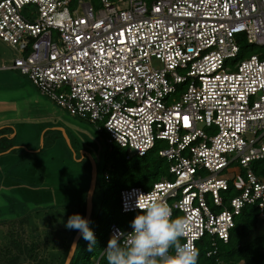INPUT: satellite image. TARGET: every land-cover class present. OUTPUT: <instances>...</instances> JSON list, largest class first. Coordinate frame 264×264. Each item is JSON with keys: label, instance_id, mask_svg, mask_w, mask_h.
Masks as SVG:
<instances>
[{"label": "built area", "instance_id": "1", "mask_svg": "<svg viewBox=\"0 0 264 264\" xmlns=\"http://www.w3.org/2000/svg\"><path fill=\"white\" fill-rule=\"evenodd\" d=\"M241 40L264 49V0H0V42L15 53L3 69L128 157L157 149L169 164L172 179L119 191L126 221L109 238L133 231L141 194L185 218L181 243L195 247L226 243L245 206L264 221L252 170L264 161V53L237 60Z\"/></svg>", "mask_w": 264, "mask_h": 264}, {"label": "rangeland", "instance_id": "2", "mask_svg": "<svg viewBox=\"0 0 264 264\" xmlns=\"http://www.w3.org/2000/svg\"><path fill=\"white\" fill-rule=\"evenodd\" d=\"M86 1L91 2V0ZM23 13L27 15L30 14V11L23 10ZM243 45L249 46L244 40H241L240 47ZM252 47L255 48V52H251L253 55L258 52L264 53V49ZM13 53L5 44H0V55L3 58H11L15 55ZM251 53L248 55L246 53L244 57H241L240 53L237 60L247 58ZM24 78L33 87L30 81L26 77ZM30 91L32 96L38 95V99L41 100V94L36 88H32ZM43 100L53 104L59 110L58 114L61 120L59 122L62 127H57L59 131H55L54 136L58 143L63 144L69 156L67 154L60 155L57 143L52 145L47 142L44 149L38 153L39 160L45 161L44 165H38V176L36 170L33 174V178H35L32 181L22 179L20 182H10L11 185L19 186L12 192L7 189H0V248L9 247L10 244V247L15 249L17 244L13 242L23 241L17 247L26 248L24 253L21 255L11 253L13 257L17 256V259L21 256L22 261L19 260L21 262L34 254V251L29 253L30 248L34 250L38 242L45 244L47 248L54 246L56 250L51 251L48 257L57 255L55 253L59 249L60 242L67 239L69 229L66 224L69 217L66 215L74 212L78 201H81L84 196L86 197L89 186L87 174L90 167L88 157H91L95 162L97 179L100 180L103 176L104 153L108 149L106 134L99 132L95 125L74 118L45 96ZM82 157H84L83 162ZM29 182L32 184H26ZM25 184L32 188L24 186ZM101 201L102 194L97 191L93 198L95 214ZM46 232L50 235L47 234L48 236L44 237ZM109 239V237L106 238L107 244ZM32 243L34 244L31 245Z\"/></svg>", "mask_w": 264, "mask_h": 264}, {"label": "trees", "instance_id": "3", "mask_svg": "<svg viewBox=\"0 0 264 264\" xmlns=\"http://www.w3.org/2000/svg\"><path fill=\"white\" fill-rule=\"evenodd\" d=\"M96 6L98 0H91ZM241 57L255 52L252 46H242ZM251 53V55H253ZM250 56V55H249ZM5 142V141H4ZM8 145L6 148H10ZM103 176L97 179L93 198L98 191L102 194V201L99 209L92 215L89 221V228L92 230L95 243L90 244L83 236L77 244L75 254L70 264H107L104 256L106 249V238L108 237V229L111 224H117L120 227L125 225L124 215L119 212V191L127 187H141L149 189L153 183L163 178L172 179L169 174V164L157 154V149L152 150L143 157L135 155L129 156L125 149H121L115 145H108V149L103 157ZM253 172L264 178V161L253 164ZM107 175L108 181L104 178ZM88 182L90 181V167L87 174ZM86 183V184H87ZM88 186V185H87ZM237 192L230 184L228 191L221 194L224 203L231 197L236 196ZM84 199V200H83ZM79 204L75 206L74 212L67 214L70 217L79 214L84 217L85 196ZM67 207V206H65ZM67 210V208H65ZM92 226L90 227V225ZM77 230L69 229L67 239L60 242L59 249L55 253L57 255L48 254L55 251L54 246L45 247V244L38 242L34 250L30 248V252L34 251V255L23 260L13 257L11 253L21 255L26 248L17 247L22 242H13L15 249L10 247L0 248V264H63L68 253L72 238ZM50 233H44V237ZM8 236V234H6ZM47 235V236H48ZM11 236V235H10ZM11 243V241H10ZM49 243V242H47ZM32 243L31 245H33ZM91 249V250H90ZM198 250L197 264H264V221L260 219L258 210L255 206H245L239 215L234 218V226L229 231V238L226 243L221 240L209 236H205L196 243ZM212 250L215 254L207 256ZM21 260V261H19Z\"/></svg>", "mask_w": 264, "mask_h": 264}, {"label": "crops", "instance_id": "4", "mask_svg": "<svg viewBox=\"0 0 264 264\" xmlns=\"http://www.w3.org/2000/svg\"><path fill=\"white\" fill-rule=\"evenodd\" d=\"M13 57L3 58L0 55V189L11 192L19 186L10 182L22 179L32 181L36 170L38 176V165L45 164L44 160H39L38 153L47 142L52 145L57 143L60 155L69 156L54 136V132L59 131L57 127H62L57 107L43 100L42 95L41 100L38 95L32 96L30 90L35 87H31L17 71L3 69V65H10ZM8 145L11 147L6 148ZM81 160L83 162L84 157ZM26 184L24 186H28Z\"/></svg>", "mask_w": 264, "mask_h": 264}, {"label": "clouds", "instance_id": "5", "mask_svg": "<svg viewBox=\"0 0 264 264\" xmlns=\"http://www.w3.org/2000/svg\"><path fill=\"white\" fill-rule=\"evenodd\" d=\"M136 206L143 214L131 222V233L117 231L109 239L104 250L107 264H197L199 253L192 241L181 243L189 224L185 218L172 219L167 202L148 200L143 194ZM66 227L79 230L86 241L95 243L89 221L79 214L70 216Z\"/></svg>", "mask_w": 264, "mask_h": 264}, {"label": "water", "instance_id": "6", "mask_svg": "<svg viewBox=\"0 0 264 264\" xmlns=\"http://www.w3.org/2000/svg\"><path fill=\"white\" fill-rule=\"evenodd\" d=\"M41 141H42V138H41ZM88 159L90 160V181H89V186H88V190H87L86 197H85V211H84L83 218L86 219L87 221H90L92 210H93V195H94L96 182H97V166L91 157H88ZM81 237H82L81 232L77 230L75 235L72 238L71 244L68 249V253L66 255V258L63 264H70L75 254L78 241L80 240ZM22 264H30V263H22Z\"/></svg>", "mask_w": 264, "mask_h": 264}, {"label": "snow or ice", "instance_id": "7", "mask_svg": "<svg viewBox=\"0 0 264 264\" xmlns=\"http://www.w3.org/2000/svg\"><path fill=\"white\" fill-rule=\"evenodd\" d=\"M183 119H184L185 123L187 124V117L185 116Z\"/></svg>", "mask_w": 264, "mask_h": 264}]
</instances>
